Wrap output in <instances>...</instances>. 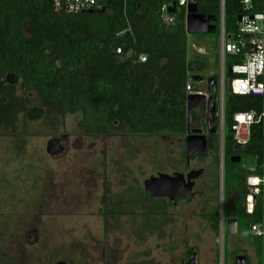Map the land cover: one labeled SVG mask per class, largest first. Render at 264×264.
<instances>
[{"label":"rangeland","instance_id":"obj_1","mask_svg":"<svg viewBox=\"0 0 264 264\" xmlns=\"http://www.w3.org/2000/svg\"><path fill=\"white\" fill-rule=\"evenodd\" d=\"M218 50L216 33L187 35L188 58L204 64L194 72L202 78L196 90L204 91L209 77L219 79ZM4 84L28 110L41 107L18 78L6 76ZM216 106L214 149L190 159L181 136L126 130L93 136L83 131L80 112L62 117L43 109L33 119L13 113L12 124L0 127V264H180L188 250L197 255L195 264H234L238 255L258 264L241 234L225 233L221 243L209 225L210 215L224 218L230 204L219 168ZM52 139L63 147L55 157L46 152ZM254 162L245 156L239 164L250 172ZM199 169L205 174L187 200L152 201L144 191L149 177Z\"/></svg>","mask_w":264,"mask_h":264},{"label":"trees","instance_id":"obj_2","mask_svg":"<svg viewBox=\"0 0 264 264\" xmlns=\"http://www.w3.org/2000/svg\"><path fill=\"white\" fill-rule=\"evenodd\" d=\"M171 1L175 0H102L91 13H71L63 6L56 8L54 0H0V97L5 98L0 103V127L12 124L13 113L27 112L33 119L45 109L62 117L80 112L83 131L93 136L126 130L132 136L165 133L184 138L185 86L203 64L187 58L185 9L171 14L172 24L161 20L160 6ZM260 1L253 0L245 11L240 0H224L226 33L234 32L239 16L260 11ZM191 2L200 14L218 18L219 0ZM118 47L121 54L115 52ZM141 54L147 58L144 63L138 61ZM239 62L240 58L228 57L227 68ZM6 76L18 78L23 90L34 91L41 107L28 110L23 100L14 98L13 87L4 84ZM226 77L234 76L226 72ZM261 109L260 97L225 96L223 194L232 201L224 208V217L237 219L238 233L253 245L258 264L261 240L250 236L249 229L260 222L261 205L256 200L252 213L246 212L250 172L232 163L230 156H252L258 170L262 127L250 128L241 150H235L230 127L235 113ZM215 137L208 140L209 151ZM209 221L217 233L216 215H210Z\"/></svg>","mask_w":264,"mask_h":264},{"label":"built area","instance_id":"obj_3","mask_svg":"<svg viewBox=\"0 0 264 264\" xmlns=\"http://www.w3.org/2000/svg\"><path fill=\"white\" fill-rule=\"evenodd\" d=\"M253 0H240L243 9L249 10L252 7ZM102 0H54L56 8L64 7L68 12L79 13L88 10L99 9ZM191 3L190 0H175L171 3H163L159 8L160 18L164 23L172 24L174 18L168 12L170 6L174 4L175 9L186 8ZM260 11L251 15H242L234 32L227 34L224 24V0H219V14L216 21V30L219 37V61L220 74L217 80L216 104L219 105L220 125H219V143L221 149L220 172L223 174V149L226 137V128L224 124V102L227 94V85L230 83L231 93L239 97L255 96L262 100L261 111L249 110L237 112L233 115V123L230 127L235 145L245 146L250 137V128L253 125L262 127V145L263 153L258 170L255 166L250 170L246 177V185L249 193L246 197V212L251 214L258 200L261 205V220L250 226L249 234L254 238L261 240L260 264H264V0L260 1ZM116 54H121V47L116 48ZM228 57L240 58L241 62L233 63L227 68ZM146 56H138L140 63L146 62ZM234 77L228 79L226 72ZM186 83L185 90L188 95L209 96L207 86L204 91L196 90L194 81L191 79ZM222 177V176H221ZM223 184V183H222ZM219 238L223 240L224 224L220 219Z\"/></svg>","mask_w":264,"mask_h":264},{"label":"water","instance_id":"obj_4","mask_svg":"<svg viewBox=\"0 0 264 264\" xmlns=\"http://www.w3.org/2000/svg\"><path fill=\"white\" fill-rule=\"evenodd\" d=\"M87 13L93 10L86 11ZM168 12L175 13L174 4L169 7ZM241 16L237 18L239 22ZM215 16H206L200 14L197 5L189 3L186 7L185 16V31L186 34H215L216 33ZM230 72V70H228ZM194 82L202 81L200 76L194 75L191 77ZM207 92L209 96L206 98L203 95L190 94L186 98V136H185V155L187 159L205 157L208 154L207 140L200 130L191 127L192 113L195 109H201L203 116L209 110L212 113L213 119L215 116V103L212 102V96L217 93V81L214 77L206 79ZM227 93H231L230 83L227 85ZM242 145H235V150H241ZM63 147L60 139H52L46 145V152L50 156H57L61 153ZM241 157H232V163H239ZM203 173V170L192 171L186 176L176 173L174 175L158 174L157 176L149 177L143 182L144 190L151 198H167L174 201L176 197L188 198L193 188V180ZM226 233L229 235L237 234V219L227 218L225 220ZM234 264H247L246 257L238 255L234 259Z\"/></svg>","mask_w":264,"mask_h":264},{"label":"flooded vegetation","instance_id":"obj_5","mask_svg":"<svg viewBox=\"0 0 264 264\" xmlns=\"http://www.w3.org/2000/svg\"><path fill=\"white\" fill-rule=\"evenodd\" d=\"M212 102L213 103H215V116H214V119H213V116H212V113L210 112V108L211 107H209V110H207V112L205 113V115L203 116V112H202V110L201 109H197V112H196V110L195 111H193V113H192V122H191V127L193 128V129H197V130H200L201 131V134L202 135H204L205 137H206V140H207V144H208V140H209V138L210 137H212L213 135H215L216 136V131H217V129L215 128V125H216V123H217V118H216V108H217V104H216V98L214 99V97L212 96ZM197 113H198V117H197ZM186 136V135H185ZM185 136H184V138H183V143H184V146H185ZM209 151V150H208ZM186 156V155H185ZM238 155H232V156H230V158H232V157H237ZM240 157V156H239ZM199 158H203V157H199ZM241 161V160H240ZM188 163V162H187ZM234 164H239V163H234ZM199 170H202V169H199ZM190 172H192V171H190ZM190 172H188V173H190ZM188 173H186L184 176H186ZM204 174H205V172L203 171V173L200 175V176H198L196 179H194L193 180V188H194V185H195V182H196V180L197 179H199V178H201V177H203L204 176ZM192 188V189H193ZM145 191V190H144ZM146 192V191H145ZM147 193V192H146ZM191 193H192V191L190 192V195H189V197L188 198H190V196H191ZM147 196H148V198L150 199V200H152V201H157V200H160V201H162V200H168V201H170L169 199H167V198H151L150 197V195L147 193ZM188 198H186V200L188 199ZM228 199H230V203H231V198L230 197H227ZM181 199H184L185 200V198H180V197H176L175 198V200L174 201H170L172 204H174L175 202L177 203V202H179ZM229 206V205H228ZM227 219V217H224V218H222V220H223V224H224V235H225V233H226V228H225V220ZM209 225H210V227H211V229H213L212 228V226H211V222L209 221ZM219 225H220V219L218 220V231H219ZM214 230V229H213ZM237 233H238V223H237ZM217 234H218V232H217ZM239 234V233H238ZM240 238H241V235H240ZM196 257H197V255L195 254V252L194 251H192V250H188L187 252H186V255L183 257V259H182V261H181V263L180 264H195L196 263Z\"/></svg>","mask_w":264,"mask_h":264},{"label":"crops","instance_id":"obj_6","mask_svg":"<svg viewBox=\"0 0 264 264\" xmlns=\"http://www.w3.org/2000/svg\"><path fill=\"white\" fill-rule=\"evenodd\" d=\"M191 1V0H190ZM192 3V2H191ZM180 8H178V9H175V11L176 10H179ZM185 9V16H186V8H184ZM184 23H185V20H184ZM187 58H188V55H187ZM188 60H190V61H193V59H189L188 58ZM202 64H203V62L202 61H200ZM219 62V65H220V61H219V50H218V60H217V57L215 58V63H218ZM203 68H204V64H203ZM203 70V69H202ZM194 75H196V73H191L190 74V76H194ZM215 78V77H214Z\"/></svg>","mask_w":264,"mask_h":264}]
</instances>
